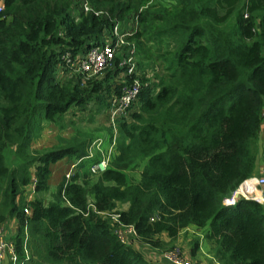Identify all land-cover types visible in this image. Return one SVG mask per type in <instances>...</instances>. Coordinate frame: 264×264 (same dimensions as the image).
<instances>
[{
	"label": "trees",
	"instance_id": "trees-1",
	"mask_svg": "<svg viewBox=\"0 0 264 264\" xmlns=\"http://www.w3.org/2000/svg\"><path fill=\"white\" fill-rule=\"evenodd\" d=\"M145 1L1 0L0 228L16 221L15 264H158L135 243L166 252L189 226L204 229L218 264H264V187L263 203H223L259 165L264 175V0ZM117 24L125 43L103 75L75 72L90 49L118 46ZM135 81V101L102 140L115 142L106 170L82 163L45 199L50 166L85 158L96 139L76 131L31 151L42 123L90 102L107 110ZM199 248L194 238L190 254Z\"/></svg>",
	"mask_w": 264,
	"mask_h": 264
},
{
	"label": "built area",
	"instance_id": "built-area-1",
	"mask_svg": "<svg viewBox=\"0 0 264 264\" xmlns=\"http://www.w3.org/2000/svg\"><path fill=\"white\" fill-rule=\"evenodd\" d=\"M2 10V4L0 2V11ZM85 10H88V7L85 6ZM95 14H98L95 13ZM119 24H117L114 29L113 33L117 36H119V41L117 42L118 46H113L111 43H103L100 46L94 47L90 49L86 55L83 57V59L80 60L79 63H76L73 65V70L75 72L84 73L90 76H98V74H102L105 68L109 67L112 63V59L114 58L115 49L122 46L125 41L123 40L124 35L127 34V32L123 34L117 33ZM132 52L126 56V59L128 63H130L132 60ZM132 70V67L127 69L128 72ZM139 91V83L134 82L132 85L125 86L124 89L112 99V105L109 109L110 117L109 121H111V126L113 127V132H115V122L116 119L122 115L125 114L127 108L135 101V97ZM262 118H264V112H262ZM264 120V119H263ZM115 134V133H114ZM111 143L103 148V142L100 139H96L93 141V144L89 148V154L85 156V158L80 159H74L71 164L69 165L68 170L64 173V178L67 180L70 178V176L77 172V167L84 163L86 160H89L90 164L92 165V175L100 174L101 172H104L108 165V160L110 158V154L114 151V137L110 141ZM263 150V156H264V144L262 147ZM102 152L101 159L97 162L94 161V156L97 152ZM89 165V163H88ZM87 165V166H88ZM246 184H249L248 189L246 188ZM242 185L245 186V190H241ZM264 187V175H263V168L261 171V176H252L248 178L247 181H244L234 192H232L231 195L228 196V198H225L223 203L225 205L232 204L235 202L236 197H244L246 199L251 198L255 199L260 203H263V199L261 197V191ZM258 192V195L255 193ZM26 201L30 199L31 193H27ZM249 194V195H248ZM248 195V196H246ZM28 209L25 205L23 208V214L27 215ZM115 220V219H114ZM118 230V229H117ZM119 238L122 242L128 241V236L133 235V229L131 226L126 227V229L119 228L117 231ZM130 240V238H129ZM6 257L9 264H15V256L13 254L11 243L7 240L5 237L3 230L0 228V262L1 260ZM162 257L165 262L168 264H191L187 259L183 257L182 251H180L178 248L174 247L172 249H169L166 252H162Z\"/></svg>",
	"mask_w": 264,
	"mask_h": 264
},
{
	"label": "rangeland",
	"instance_id": "rangeland-1",
	"mask_svg": "<svg viewBox=\"0 0 264 264\" xmlns=\"http://www.w3.org/2000/svg\"><path fill=\"white\" fill-rule=\"evenodd\" d=\"M156 1L158 0L145 1L144 3L146 5L142 6V8H146V6L154 4L156 3ZM142 8H140L139 11H141ZM120 23H122V25L124 24V22H120ZM117 51L118 50L115 49L114 54H116ZM155 63H156V66L159 68V70H163V65L161 66L157 65L158 62H155ZM156 66L153 67L154 73L156 72V69H157ZM110 108L111 106H109L107 110L104 109V110L99 111L98 110L99 106L90 102V103L85 104L84 108H74L73 107L68 113H66L57 122L42 123L43 129L41 130L40 134L37 137L32 139L30 150L35 151V152H44L47 150L55 149L57 146L62 145L66 140H68L76 131H79L80 133H83V134L87 133L91 137H93L94 140L100 139V140L105 141V139L107 138V128L111 126V121H109V117H110L109 109ZM261 139H262L261 134H259L258 143L260 144V147L262 148ZM102 153H104V151L101 152V155ZM95 159L100 160L101 156H97V157L95 156ZM263 159H264V156L262 157V160ZM6 161L8 165L13 164L14 162L13 158L9 157V154L8 156L6 155ZM71 162H72L71 157H64L56 161L54 164L50 166V176L48 179V190L46 194L44 195L45 199L49 198V192L53 190L54 186L62 178L64 172L68 170ZM88 163L89 165L87 166V172L88 174L91 173L90 175H92L93 174L91 171L92 165L90 164V162ZM77 170L79 172V176L81 177L82 170L78 168ZM139 171H140V167L134 169L133 171L128 172V174H130L134 178H137ZM92 178H95V177L92 176ZM54 182H55V185H54ZM14 232H15V228L11 231L12 235ZM203 232H204V229H198L194 227H188L186 230L180 231L179 235L177 236L175 240V244L172 248L176 247L180 251H182L183 257L187 259L191 264L215 262L212 258L209 257L211 253H210L209 247L207 249L205 245L206 243H204L207 241H205L202 238ZM194 238H197L198 241H200L201 249L199 248V250L195 253V255H191L190 254L191 242ZM207 254H210V255L206 257L205 255Z\"/></svg>",
	"mask_w": 264,
	"mask_h": 264
},
{
	"label": "crops",
	"instance_id": "crops-1",
	"mask_svg": "<svg viewBox=\"0 0 264 264\" xmlns=\"http://www.w3.org/2000/svg\"><path fill=\"white\" fill-rule=\"evenodd\" d=\"M0 2H1V0H0ZM259 134H261V138H262L261 141H262V147H263V144H264V120L262 122ZM258 138H259V136H258ZM72 161H73V159H72ZM88 162H89V160H86L84 162V163H86V166L88 165ZM262 168H263L262 165H259V170H258V175L257 176H261ZM54 185H55V182H54ZM5 225L7 226V228H6ZM189 227H194V226H189ZM14 228H16V221L14 219H9V220L5 221L4 224H3L2 230H3V233H4V235H5V237L7 238L8 241H10V238L12 236L11 231ZM184 230H186V229H184ZM179 233H178V235H179ZM130 240H133V239L130 237ZM204 243H206L205 245H206L207 249L209 247V250H210V245H208L207 242H204ZM135 246H136V248L141 249V251L144 252V254L147 257V259L149 258L150 260H152V261H154L155 263H158V264H168L167 262L164 261V259L162 257V252H160V251H158L156 249L146 248L145 246H143L141 244H135ZM209 255L210 254H207L205 256L208 257ZM209 257L212 258L211 255ZM0 264H9V262L5 258V259L1 260ZM201 264H218V263L217 262H209V263H201Z\"/></svg>",
	"mask_w": 264,
	"mask_h": 264
},
{
	"label": "clouds",
	"instance_id": "clouds-1",
	"mask_svg": "<svg viewBox=\"0 0 264 264\" xmlns=\"http://www.w3.org/2000/svg\"><path fill=\"white\" fill-rule=\"evenodd\" d=\"M90 147H91V146H90ZM90 147H89V148H90ZM73 160H74V159H73ZM84 164L86 165V163H84ZM86 170H87V166H86ZM236 198H237V197H236ZM243 198H244V197H243ZM245 199H246V198H245Z\"/></svg>",
	"mask_w": 264,
	"mask_h": 264
},
{
	"label": "bare ground",
	"instance_id": "bare-ground-1",
	"mask_svg": "<svg viewBox=\"0 0 264 264\" xmlns=\"http://www.w3.org/2000/svg\"><path fill=\"white\" fill-rule=\"evenodd\" d=\"M241 190H243V191H244L243 185H242V188H241ZM256 195H257V194H256Z\"/></svg>",
	"mask_w": 264,
	"mask_h": 264
}]
</instances>
